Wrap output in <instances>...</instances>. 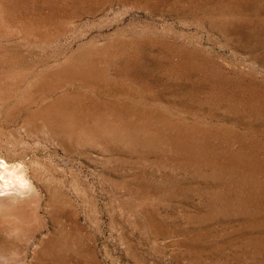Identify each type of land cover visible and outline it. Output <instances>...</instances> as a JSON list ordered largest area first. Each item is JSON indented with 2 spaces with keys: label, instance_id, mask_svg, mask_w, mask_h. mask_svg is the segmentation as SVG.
<instances>
[{
  "label": "rangeland",
  "instance_id": "rangeland-1",
  "mask_svg": "<svg viewBox=\"0 0 264 264\" xmlns=\"http://www.w3.org/2000/svg\"><path fill=\"white\" fill-rule=\"evenodd\" d=\"M0 183V264H264V0H0Z\"/></svg>",
  "mask_w": 264,
  "mask_h": 264
},
{
  "label": "bare ground",
  "instance_id": "bare-ground-1",
  "mask_svg": "<svg viewBox=\"0 0 264 264\" xmlns=\"http://www.w3.org/2000/svg\"><path fill=\"white\" fill-rule=\"evenodd\" d=\"M2 163V162H1ZM16 168L15 167H7V166H4L3 165V172H5L7 175H3L2 176V179H3V177H7L8 178V180L10 181V182H14V183H17L18 185H21V186H25L26 185V182H25V179L26 178H24L22 175L23 174H21L19 171H17V170H15ZM5 181V180H4ZM2 184H4V185H2V187L3 186H5L6 187V185L5 184H7V182L5 181L4 183H2ZM0 185H1V183H0ZM8 185H9V183H8ZM12 185V184H11ZM18 187V186H17ZM1 190H2V188H1ZM2 191H4V189L2 190Z\"/></svg>",
  "mask_w": 264,
  "mask_h": 264
}]
</instances>
